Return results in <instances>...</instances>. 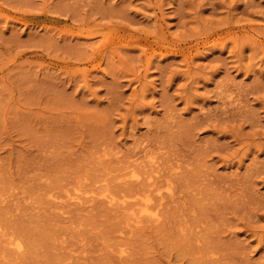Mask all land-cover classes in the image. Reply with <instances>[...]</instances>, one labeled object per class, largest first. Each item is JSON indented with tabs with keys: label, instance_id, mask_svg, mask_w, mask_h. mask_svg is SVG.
<instances>
[{
	"label": "rangeland",
	"instance_id": "obj_1",
	"mask_svg": "<svg viewBox=\"0 0 264 264\" xmlns=\"http://www.w3.org/2000/svg\"><path fill=\"white\" fill-rule=\"evenodd\" d=\"M0 264H264V0H0Z\"/></svg>",
	"mask_w": 264,
	"mask_h": 264
},
{
	"label": "bare ground",
	"instance_id": "obj_2",
	"mask_svg": "<svg viewBox=\"0 0 264 264\" xmlns=\"http://www.w3.org/2000/svg\"><path fill=\"white\" fill-rule=\"evenodd\" d=\"M148 176H149V175H148ZM166 185H167V184H166ZM160 193H161V192H160ZM138 195H139V194H138ZM142 201H143V200H142ZM144 204H145V203H144ZM145 206H146V205H145ZM142 208H143V206H142ZM147 208H148V207H147ZM147 208L144 207V208L142 209V211H146V212H148L149 210H148ZM138 209H139V207H138ZM137 216H138V214H137ZM137 216H136V217H137ZM151 216H152V215H151ZM155 217H156V216H155ZM137 218H138V217H137ZM130 219H131V218H130ZM140 220H141V219H140ZM139 222H140V221H139ZM13 245H14V244H13Z\"/></svg>",
	"mask_w": 264,
	"mask_h": 264
}]
</instances>
